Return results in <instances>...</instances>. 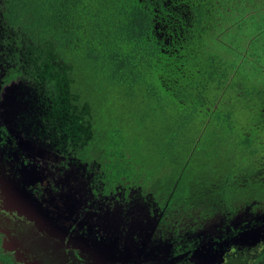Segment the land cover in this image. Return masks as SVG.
<instances>
[{"label": "trees", "instance_id": "trees-1", "mask_svg": "<svg viewBox=\"0 0 264 264\" xmlns=\"http://www.w3.org/2000/svg\"><path fill=\"white\" fill-rule=\"evenodd\" d=\"M0 81L3 133L88 194L135 180L145 235L264 206V0H0Z\"/></svg>", "mask_w": 264, "mask_h": 264}, {"label": "rangeland", "instance_id": "rangeland-1", "mask_svg": "<svg viewBox=\"0 0 264 264\" xmlns=\"http://www.w3.org/2000/svg\"><path fill=\"white\" fill-rule=\"evenodd\" d=\"M163 31L159 26V37L164 36ZM4 92L0 81L3 125L5 117L9 118L1 107ZM14 138L0 145V170L15 174V178L9 177L14 182L10 187L16 183L31 197V204L24 205L27 198L21 195L22 202L17 206L12 195L15 192L9 190L12 205H7L25 218L10 226L12 237L8 239L14 255L28 264H264L263 205L251 208L236 203V211L224 209L214 214L203 213L201 208L173 209L166 215L162 213L163 223L153 232L155 226L149 227L145 235L140 226L152 220L146 217L149 211L133 204L132 197L139 191L135 180L124 177L107 196H103L104 186L88 194L81 179L73 175L79 170H67L58 157L35 148L20 136ZM115 232L117 244L112 247L109 242ZM10 245L5 249L9 254ZM186 253L191 256L188 258ZM0 256L10 258L2 250Z\"/></svg>", "mask_w": 264, "mask_h": 264}, {"label": "flooded vegetation", "instance_id": "flooded-vegetation-1", "mask_svg": "<svg viewBox=\"0 0 264 264\" xmlns=\"http://www.w3.org/2000/svg\"><path fill=\"white\" fill-rule=\"evenodd\" d=\"M3 126V124L0 123V127ZM12 133V132H11ZM15 135L17 134H14L11 135L10 134V131L8 132V134H5L3 133V131L0 129V145H5L8 143V141H13L15 138ZM18 136V135H17ZM5 137V138H4ZM23 139V138H22ZM24 140V139H23ZM25 142H27L26 140H24ZM28 143V142H27ZM2 158V157H0ZM12 159V158H11ZM2 160H0V169L1 167L3 168V165H2ZM7 171V170H5ZM10 171V170H9ZM9 177H12V178H15V174L11 173V172H3V170H0V246H1V250L3 253L7 254L10 256V258L8 260L11 261V263H14V264H28L27 262H25V260L22 258V257H17L15 256V250H14V247L10 245L11 241L8 239L10 237H12V232H11V225L14 223V222H24L25 221V218L17 215V214H14L13 213V210H10L9 207L7 205L11 204V202H9V198H10V194L11 192L9 190H14L15 194H19V195H15V194H12L16 199H17V206L22 202L21 200V195H23L24 197L27 198V201L24 202V205L26 204H31V197L30 195H25L26 192H23L22 190H20L19 188H17L15 185L10 187L11 184H14L13 181L10 182V178ZM7 180H9L8 184L6 183ZM8 186H7V185ZM7 186V187H6ZM23 194H21V192ZM12 205V204H11ZM16 206V207H17ZM17 209V208H15ZM19 210H22V209H19ZM23 211V210H22ZM7 220H6V219ZM13 243V242H12ZM7 244H9L11 246V253L9 254V252H5V249L7 248ZM14 244V243H13ZM114 247V246H113ZM113 249V248H112ZM114 250V249H113ZM190 251V250H189ZM191 252H193V250L191 249ZM79 254V253H78ZM123 254V252H122ZM187 254V253H186ZM185 254V256H186ZM80 255V254H79ZM124 255V254H123ZM184 255V254H183ZM191 256V253L187 254V257L189 258ZM184 256V257H185ZM187 258V259H188Z\"/></svg>", "mask_w": 264, "mask_h": 264}, {"label": "water", "instance_id": "water-1", "mask_svg": "<svg viewBox=\"0 0 264 264\" xmlns=\"http://www.w3.org/2000/svg\"><path fill=\"white\" fill-rule=\"evenodd\" d=\"M0 264H4V263L0 260Z\"/></svg>", "mask_w": 264, "mask_h": 264}]
</instances>
